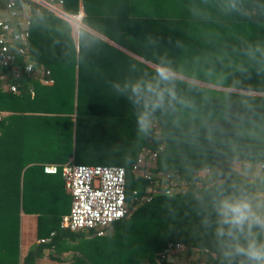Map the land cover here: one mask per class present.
Returning a JSON list of instances; mask_svg holds the SVG:
<instances>
[{
  "label": "trees",
  "instance_id": "trees-1",
  "mask_svg": "<svg viewBox=\"0 0 264 264\" xmlns=\"http://www.w3.org/2000/svg\"><path fill=\"white\" fill-rule=\"evenodd\" d=\"M9 1L28 5L30 23L27 54L10 47L14 61L0 68L19 91L0 92V110L8 103L25 114L0 121V264H19L20 212L37 216V239L47 240L20 264L44 250L50 259L70 252L69 264H165L159 254L170 243L184 245L171 254L181 264H220L219 195H244L264 213V174L256 171L264 163V0H41L68 16L82 12L74 35L44 5ZM162 64L183 103L166 99L145 136L126 85L152 80ZM142 152L156 154L140 168L148 178L131 169ZM44 161L122 166L127 213L101 235L59 228L67 206L63 194L55 201L44 192L60 190L59 179L42 173Z\"/></svg>",
  "mask_w": 264,
  "mask_h": 264
},
{
  "label": "built area",
  "instance_id": "built-area-1",
  "mask_svg": "<svg viewBox=\"0 0 264 264\" xmlns=\"http://www.w3.org/2000/svg\"><path fill=\"white\" fill-rule=\"evenodd\" d=\"M7 17L17 19L15 4L9 1L5 5ZM77 18H80L78 15ZM15 23L0 18V68L8 67L15 58L10 47L17 46L14 50L20 55L27 54L28 26L27 20L18 23L20 28L15 31ZM32 65L26 62L23 66L25 73L31 71ZM45 76H48L47 70H39ZM45 85L52 83L50 79L41 80ZM7 90L15 93L16 85H9ZM30 95L33 93L30 90ZM146 155V156H145ZM156 157L154 152H142L137 158L136 163L131 166L133 172L139 176L147 175L141 173L140 168L144 160L150 162ZM44 174L59 173L63 181L65 191L70 197V208L67 215L60 221V228L76 231H94L97 235L102 234V229L110 224L120 221L127 213V203L125 200V169L121 166H89L68 162L63 165L46 164L43 165ZM256 171L264 174V163L256 166ZM132 191V199H137V194ZM171 189L164 191L165 195H170ZM149 199L146 198V202ZM54 233L49 236L52 237ZM46 239H40L38 243L46 242ZM184 246L178 243H170L167 248L159 254L158 261L165 262L169 259L172 251H183Z\"/></svg>",
  "mask_w": 264,
  "mask_h": 264
},
{
  "label": "clouds",
  "instance_id": "clouds-1",
  "mask_svg": "<svg viewBox=\"0 0 264 264\" xmlns=\"http://www.w3.org/2000/svg\"><path fill=\"white\" fill-rule=\"evenodd\" d=\"M230 7L235 9V3ZM173 81V70L162 64L152 80L126 85L139 109L137 125L140 134H149L153 115L164 107L166 99L183 103L176 96ZM214 212V236L222 264H234L237 257L246 258L248 264H264V240L258 239L256 231L264 233V213L254 210L244 195L228 197L222 193L215 201Z\"/></svg>",
  "mask_w": 264,
  "mask_h": 264
},
{
  "label": "crops",
  "instance_id": "crops-1",
  "mask_svg": "<svg viewBox=\"0 0 264 264\" xmlns=\"http://www.w3.org/2000/svg\"><path fill=\"white\" fill-rule=\"evenodd\" d=\"M4 1L5 0H0V18L8 20L11 23H15V25H14L15 31H17L20 28V25H18V23L22 22V20H24V21L27 20L30 23L29 7L27 4H25V3L21 4L20 8H18V9L15 7L16 12L18 13V18L13 20V19H9L7 17ZM31 1L39 3L41 5H44L45 7H47L51 11H53L55 13V15L64 19L69 24V26L71 28V34L72 35H74V33L77 32L78 28L82 27L80 21H81L83 14L81 11H79L76 15L68 16V15L63 14V12L60 9L58 4H56L54 6H52V5L50 6L41 0H31ZM78 15L80 16V18H77ZM82 28H84V27H82ZM4 79H5V76H0V92L7 93V92H10L7 90V87L9 85H11L12 83L11 84L6 83L4 81ZM13 85H15V84H13ZM10 93H12V92H10ZM18 93H19V91L17 89V91L15 93H12V94H18ZM13 106L14 105H9L7 103L6 108L5 109L2 108V110H0V121L5 120L7 117H10L12 115H20L21 113H22L21 115H25V114H23L24 112H19L18 110H16V108H17L16 105H15L16 108ZM29 145H31L33 147L32 141L28 142V146ZM12 148H13V146H12ZM34 150H36V148H34ZM31 157H32L31 153L29 152V154L27 153L25 160L27 158L29 159ZM23 162L24 161H22V159L18 160L17 166L19 167V165L22 164ZM46 164H54V165H58V166L62 165V164L52 163L49 161H44V162L38 163V165H41L42 167H43V165H46ZM17 166L15 165L14 167L16 168ZM30 166H31V163H28V164H26V166H23L22 167L23 169L21 168L22 170L20 172V176H22L24 169L28 168ZM97 166H100V165H97ZM42 173H43V171H42ZM46 175L47 176H55L57 179L60 180V190L46 189V190H44V192H48V196L54 197L55 201H57V199L60 198L62 194L64 195V197L62 199H59V200H63L65 202V204L67 206V213L60 215L59 220L61 221L62 217L67 215L69 212L70 197H69V194L64 189L63 181H62L59 173L53 174V175H49V174H46ZM38 227H39V221H38V218L36 215H34V214L26 215V214H22L21 212L19 213V221H18V227H17L19 264L22 262V259L25 257L27 252L29 250H31V248L35 244H37V241L39 240V239H37ZM59 228H60V222H59ZM92 232H94V231H92ZM51 233H54V232L53 231L50 232L49 235ZM43 253L45 256L37 258L33 264H69V263L73 262V260H74L71 256L70 252H63V253L57 254V255L54 254L55 255L54 257H58V259H50V258L46 257V255L49 254V252H47V250H44ZM172 255H171V257H169V259L167 261H165L163 263H165V264H181L184 261V259H182V258L178 259V257L176 256L177 254L175 256H172ZM179 256L183 257L184 255L181 254ZM192 259H194V257L191 258V260ZM235 262L237 264H248V261L246 260V258L244 259V257H238V261L235 260ZM235 262H234V264H235ZM192 264H203V263L202 262H194ZM220 264H222L221 259H220Z\"/></svg>",
  "mask_w": 264,
  "mask_h": 264
},
{
  "label": "rangeland",
  "instance_id": "rangeland-1",
  "mask_svg": "<svg viewBox=\"0 0 264 264\" xmlns=\"http://www.w3.org/2000/svg\"><path fill=\"white\" fill-rule=\"evenodd\" d=\"M238 168H239L238 165L235 164V165H234V169H235V170H238ZM205 173H206V171L203 172V174H205ZM207 176H208V175H206L205 177H207ZM134 191H135V190H134ZM135 192H136V191H135ZM135 194H137V192H136ZM127 210H128V207H127ZM178 244H181V243H178ZM181 245H183V244H181ZM183 246H184V245H183Z\"/></svg>",
  "mask_w": 264,
  "mask_h": 264
}]
</instances>
